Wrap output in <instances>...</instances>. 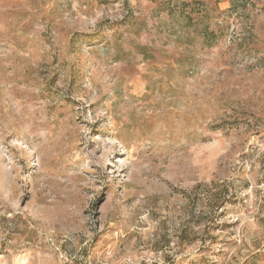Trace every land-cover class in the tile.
<instances>
[{"label": "rangeland", "instance_id": "1", "mask_svg": "<svg viewBox=\"0 0 264 264\" xmlns=\"http://www.w3.org/2000/svg\"><path fill=\"white\" fill-rule=\"evenodd\" d=\"M0 264H264V0H0Z\"/></svg>", "mask_w": 264, "mask_h": 264}]
</instances>
